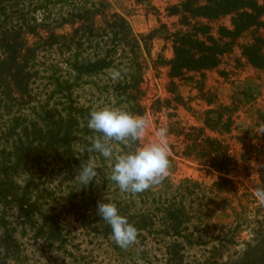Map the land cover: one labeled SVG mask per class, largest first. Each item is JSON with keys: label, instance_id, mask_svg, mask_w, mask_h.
<instances>
[{"label": "rangeland", "instance_id": "374dc122", "mask_svg": "<svg viewBox=\"0 0 264 264\" xmlns=\"http://www.w3.org/2000/svg\"><path fill=\"white\" fill-rule=\"evenodd\" d=\"M186 1L108 0L111 10L122 14L132 33L138 37L141 47L139 56L132 55L129 41L116 45L109 35L105 50L116 52L118 61L112 69L86 76L72 73L69 64L74 56L81 61L86 55L94 53V49L87 44L70 54L44 53L31 69L34 78L29 97L11 102L9 115L0 105V163L9 164L11 160V166L16 164L12 157L13 149L23 134V128L26 127L27 133H30L29 130L36 126L37 132L41 130V133L35 138L42 139L46 112L54 116L65 115L72 105L78 110L76 114L81 116L69 150L47 149L46 141L40 143L31 136L23 141L25 145L32 142V154L25 163L11 170L16 173V197L11 195V205L0 204V246L5 232L11 240V253L5 264H171L165 253L174 239L164 234L167 224L160 212L161 205L157 206L152 198L141 201L136 194L121 192L110 179L112 162L92 150V143L99 134L90 130L87 122L92 111L105 106L123 108L130 113L135 106L145 110L149 128L138 146L153 140L160 128H167V115L176 117L175 121L185 125L200 127L207 110H219L220 106L238 109L240 120L236 125L242 131L254 132L250 144L259 152L251 156L248 170L240 168L241 175L236 181L250 189L260 184L261 173L264 172V123L260 117L264 116V69L253 68L243 56L242 48L252 44L256 36H264V29L262 26L252 28L240 37L230 39L228 34L234 30V16L211 22L192 20L183 12L182 6ZM197 2L204 4L203 0ZM176 9L179 15H172ZM261 22L264 24V16ZM197 25L207 26L214 40L232 43V51L221 57L218 67L207 72L204 78L191 75L193 77L175 81L185 108L189 110L179 107L175 111L173 97L166 92L170 83L168 63L173 58V42L176 34H193ZM66 31L69 29L66 28ZM197 38L204 40L202 36ZM113 71L122 73L115 81L111 79ZM201 84L202 95L198 91ZM66 88H69V93ZM199 96L213 102V105L208 107ZM167 104L170 106L168 111L163 109L161 114L151 113L160 105L165 108ZM15 120H18L15 134L6 137L9 125L11 129L16 126ZM233 135L237 134L234 132ZM228 141L236 144L235 140ZM168 142L169 146L176 143L172 137H168ZM113 145L116 154L130 150L128 145L117 142ZM169 157L172 160L169 158L168 175L163 178L164 182L162 180L151 187L157 194L167 192V185L176 187L185 179L206 187L217 180L216 175L194 164L174 159L170 149ZM88 163L96 166L98 174L92 183L83 187L77 173L82 165ZM171 195L167 194L168 201ZM101 200L116 204L121 215L124 211L131 216L145 213L148 215L146 222L151 220L152 226L138 232L136 242L128 248L118 247L110 236L104 237L94 231L98 224L97 203ZM47 218L55 220L59 232L51 233ZM232 219V214L225 212L218 215L215 222L227 224ZM246 235L243 234V237L246 238ZM185 264H190V260Z\"/></svg>", "mask_w": 264, "mask_h": 264}, {"label": "trees", "instance_id": "16d2710c", "mask_svg": "<svg viewBox=\"0 0 264 264\" xmlns=\"http://www.w3.org/2000/svg\"><path fill=\"white\" fill-rule=\"evenodd\" d=\"M203 2L204 4H198L197 0H187L182 6L183 12L192 20L209 22L234 16V30L228 34L230 39H236L252 28L262 26L264 29L261 22L264 0ZM172 15H179V11L174 10ZM109 35L116 45L129 41L133 56L141 54L138 37L132 33L123 15L111 10L108 0H0L1 108L9 115L11 102L24 96L29 97L34 78L31 69L44 53L55 51L70 54L87 44L94 49V53L86 55L81 61L74 56L69 64L71 72L92 76L112 69L118 58L116 52L105 50ZM197 36H202L204 40H199ZM173 43V58L168 63L170 83L166 92L173 97L175 111L179 107L189 111L185 108L175 81H181L191 73L202 75L215 70L220 58L232 51V43L214 40L210 37L209 28L199 25L193 28V34H176ZM242 54L253 68L263 70L264 36H256L252 44L242 48ZM198 91L202 95L203 84ZM67 92L69 93V88ZM199 99L208 107L213 105V102L202 96ZM158 102L160 103L159 100ZM169 107V104L165 108L160 105L158 110H152L151 113L161 114L163 109L168 111ZM132 111L134 115L146 117L145 110L139 106H135ZM238 111L223 106L219 110H207L204 112L203 126L200 127L185 125L181 121H175L176 117L166 116L169 119L168 137L174 138L176 142L169 146L173 158L194 164L217 176L210 187L191 179L183 180L176 187L167 185L168 190L165 192L168 196L172 194L171 201H168L165 192L157 194L151 187L136 194L141 201L152 198L157 206L161 205L160 212L167 224L164 234L174 239L165 253L171 264H185L188 259L190 264H264V203L255 195L258 187H264V172L255 189L236 181L241 175L240 168L248 170L251 156L257 151L250 144L254 132L242 131L236 125L240 120ZM46 113L43 120L46 126L42 129L44 138H35L41 133V130L37 132L36 126L29 130L30 133H27L26 127L23 128V134L13 149L12 157L16 164L11 166V160L9 164L0 163V204L11 205V195L16 197V173L11 170L25 163L32 154V142L25 145L23 141L29 140L31 136L40 143L46 141L47 149H71L74 142L72 135L75 133L74 129L79 127L78 119L81 117L76 114L78 110L71 105L65 115ZM260 117L264 123V116ZM17 121L15 120L16 126L12 129L11 124L9 125L6 137L15 134ZM234 132L236 136L233 135ZM228 140H235L236 144H231ZM138 143L139 141L129 143V151L135 150ZM225 212L232 214V221L227 224L216 223L217 216ZM122 215L127 217L138 232L152 226L151 220L146 222L148 215L143 212L131 216L128 211H124ZM46 220L51 233L59 232L55 220ZM135 221L137 222L134 223ZM97 222L94 231L104 237H111V227L104 224L106 222L98 216ZM243 234H247L246 238ZM2 239L0 264H5L11 253V240L6 232Z\"/></svg>", "mask_w": 264, "mask_h": 264}, {"label": "clouds", "instance_id": "9594fccd", "mask_svg": "<svg viewBox=\"0 0 264 264\" xmlns=\"http://www.w3.org/2000/svg\"><path fill=\"white\" fill-rule=\"evenodd\" d=\"M121 75L120 71H113L111 79L115 81ZM87 127L99 134L92 143V150L112 162L110 179L121 192L141 193L159 184L168 175L170 161L167 128L157 130L153 140L141 143L135 150L116 154L113 142L128 145L145 137L149 128L146 117L134 115L123 108L105 106L90 113ZM97 174L94 164L82 165L77 173L78 181L86 187ZM255 195L264 203V187H258ZM96 214L111 227V238L118 247L126 249L136 242V227L119 213L116 204L101 200L97 203Z\"/></svg>", "mask_w": 264, "mask_h": 264}, {"label": "crops", "instance_id": "0c3cea01", "mask_svg": "<svg viewBox=\"0 0 264 264\" xmlns=\"http://www.w3.org/2000/svg\"><path fill=\"white\" fill-rule=\"evenodd\" d=\"M212 71H214V70H212ZM212 71H207V72H212ZM207 72H204L201 76L204 78V77H205L204 75H205ZM191 75H195V76H197V75H199V74L191 73V74H189L188 76L193 77V76H191ZM195 76H194V77H195ZM204 82H205V80H204Z\"/></svg>", "mask_w": 264, "mask_h": 264}]
</instances>
